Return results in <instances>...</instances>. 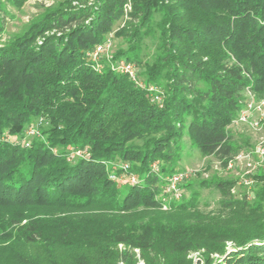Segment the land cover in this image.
Segmentation results:
<instances>
[{"label": "trees", "instance_id": "trees-1", "mask_svg": "<svg viewBox=\"0 0 264 264\" xmlns=\"http://www.w3.org/2000/svg\"><path fill=\"white\" fill-rule=\"evenodd\" d=\"M25 1L0 0V257L264 264V172L250 198L232 178L200 180L211 208L189 181L164 192L186 139L223 167L239 153L229 127L246 90L264 94V0H59L3 39L7 6ZM113 30L114 63L92 61Z\"/></svg>", "mask_w": 264, "mask_h": 264}, {"label": "rangeland", "instance_id": "rangeland-1", "mask_svg": "<svg viewBox=\"0 0 264 264\" xmlns=\"http://www.w3.org/2000/svg\"><path fill=\"white\" fill-rule=\"evenodd\" d=\"M59 0H26L21 7L7 6L10 17L5 24V32L3 39L8 38L16 32H19L28 23V21L39 15L44 8L57 3ZM117 28V26L115 27ZM114 31L108 34V38L104 44L106 49L103 52L101 59L113 64L111 54L119 47L122 46L120 38L114 36ZM102 43V44H103ZM156 45L153 39H145V45L142 51L143 60L150 63L156 52ZM137 80L142 81L141 71L142 68L136 63ZM256 96V95H255ZM257 99H264L263 96L256 97ZM233 139L236 141L238 152L247 155V159L242 161L234 160L231 166L223 167L214 156H203L197 150L191 148L187 139L185 140L186 146L183 150L182 159L178 165L180 170L191 172L188 179L182 184L191 182L190 188H183L181 191L185 195H189L190 189L199 190L201 205L210 203L209 208L214 206V203L219 199V194L213 188H200L199 181L202 179H210L214 176L219 178H232L236 180L233 192L236 197H241L246 194L248 198L252 197L255 187V181L251 178L256 172H264V158L261 160L256 152L259 145L264 148V127L257 130L249 124H237L229 127ZM14 140V137L11 138ZM249 164L253 166L250 167ZM202 208V206H201ZM208 208V209H209ZM203 209V208H202ZM79 251L70 249H58L55 252V258L58 264H78ZM195 256V255H194ZM47 263V262H46ZM0 264H17L15 258L11 254H6L0 257ZM48 264V263H47ZM95 264V263H94ZM139 264H143L140 262Z\"/></svg>", "mask_w": 264, "mask_h": 264}, {"label": "built area", "instance_id": "built-area-1", "mask_svg": "<svg viewBox=\"0 0 264 264\" xmlns=\"http://www.w3.org/2000/svg\"><path fill=\"white\" fill-rule=\"evenodd\" d=\"M106 49V44L96 45L92 51L88 53L92 61H97L101 58L103 52ZM117 69L129 76L130 79L137 81L136 66L132 62H127L124 60H119L117 62ZM155 86L150 85L149 90L155 91ZM237 124H249L251 127L259 130L264 127V99H257L255 94L249 89L245 92V99L241 108L238 110L236 118L233 120L232 125ZM231 125V126H232ZM28 134L35 133V129L31 128L27 131ZM28 145V143H26ZM259 158L263 160L264 158V148L259 145L256 150ZM247 159V155L239 152L234 158L229 162L228 166H231V163L234 160L242 161ZM250 167L253 168L251 164L248 163ZM191 172L185 170H179L172 175L166 177L167 186L164 189L165 193L173 195L175 198L179 197L180 190L179 185L188 179ZM132 181L135 180L134 177L131 178Z\"/></svg>", "mask_w": 264, "mask_h": 264}]
</instances>
